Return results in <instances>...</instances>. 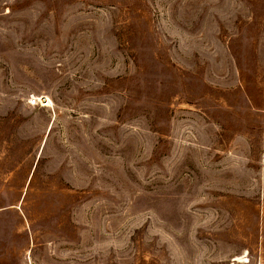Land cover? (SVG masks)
Wrapping results in <instances>:
<instances>
[{
  "label": "rangeland",
  "instance_id": "rangeland-1",
  "mask_svg": "<svg viewBox=\"0 0 264 264\" xmlns=\"http://www.w3.org/2000/svg\"><path fill=\"white\" fill-rule=\"evenodd\" d=\"M0 264H264V0H0Z\"/></svg>",
  "mask_w": 264,
  "mask_h": 264
},
{
  "label": "water",
  "instance_id": "water-1",
  "mask_svg": "<svg viewBox=\"0 0 264 264\" xmlns=\"http://www.w3.org/2000/svg\"><path fill=\"white\" fill-rule=\"evenodd\" d=\"M43 100H44V98H43Z\"/></svg>",
  "mask_w": 264,
  "mask_h": 264
}]
</instances>
